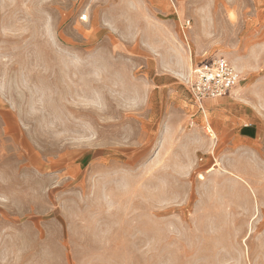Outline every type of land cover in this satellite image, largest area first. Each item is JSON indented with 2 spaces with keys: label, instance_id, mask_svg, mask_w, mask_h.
Returning <instances> with one entry per match:
<instances>
[{
  "label": "rangeland",
  "instance_id": "rangeland-1",
  "mask_svg": "<svg viewBox=\"0 0 264 264\" xmlns=\"http://www.w3.org/2000/svg\"><path fill=\"white\" fill-rule=\"evenodd\" d=\"M0 264H264V0H0Z\"/></svg>",
  "mask_w": 264,
  "mask_h": 264
},
{
  "label": "built area",
  "instance_id": "built-area-1",
  "mask_svg": "<svg viewBox=\"0 0 264 264\" xmlns=\"http://www.w3.org/2000/svg\"><path fill=\"white\" fill-rule=\"evenodd\" d=\"M240 83V73L222 58L202 62L187 80L191 98L200 110L207 101L229 95Z\"/></svg>",
  "mask_w": 264,
  "mask_h": 264
},
{
  "label": "crops",
  "instance_id": "crops-1",
  "mask_svg": "<svg viewBox=\"0 0 264 264\" xmlns=\"http://www.w3.org/2000/svg\"><path fill=\"white\" fill-rule=\"evenodd\" d=\"M194 70V69H193ZM192 70V71H193ZM206 104V103H205ZM246 128H244V130L246 131V136H245V138H251L252 139V137L253 138H255L256 137V131H255V128H253V127H251V128H248L249 126H245Z\"/></svg>",
  "mask_w": 264,
  "mask_h": 264
},
{
  "label": "bare ground",
  "instance_id": "bare-ground-1",
  "mask_svg": "<svg viewBox=\"0 0 264 264\" xmlns=\"http://www.w3.org/2000/svg\"><path fill=\"white\" fill-rule=\"evenodd\" d=\"M234 67V66H233ZM235 68V67H234ZM236 69V68H235ZM239 72V71H238Z\"/></svg>",
  "mask_w": 264,
  "mask_h": 264
}]
</instances>
